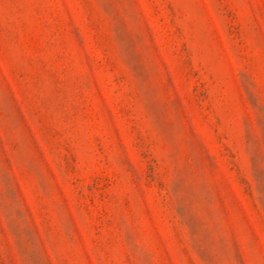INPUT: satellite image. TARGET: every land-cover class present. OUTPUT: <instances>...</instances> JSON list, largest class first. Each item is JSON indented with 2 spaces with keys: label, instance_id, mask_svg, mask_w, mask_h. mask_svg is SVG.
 <instances>
[{
  "label": "rangeland",
  "instance_id": "obj_1",
  "mask_svg": "<svg viewBox=\"0 0 264 264\" xmlns=\"http://www.w3.org/2000/svg\"><path fill=\"white\" fill-rule=\"evenodd\" d=\"M0 264H264V0H0Z\"/></svg>",
  "mask_w": 264,
  "mask_h": 264
}]
</instances>
